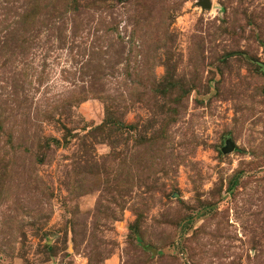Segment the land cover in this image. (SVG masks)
Here are the masks:
<instances>
[{
    "label": "rangeland",
    "instance_id": "1",
    "mask_svg": "<svg viewBox=\"0 0 264 264\" xmlns=\"http://www.w3.org/2000/svg\"><path fill=\"white\" fill-rule=\"evenodd\" d=\"M209 2L0 0V264H264V0Z\"/></svg>",
    "mask_w": 264,
    "mask_h": 264
},
{
    "label": "water",
    "instance_id": "2",
    "mask_svg": "<svg viewBox=\"0 0 264 264\" xmlns=\"http://www.w3.org/2000/svg\"><path fill=\"white\" fill-rule=\"evenodd\" d=\"M199 5L203 9L210 8V6H211L209 0H199ZM231 150H233V143L231 142V140L227 139L225 141V146L222 147L221 151L224 153H227Z\"/></svg>",
    "mask_w": 264,
    "mask_h": 264
}]
</instances>
